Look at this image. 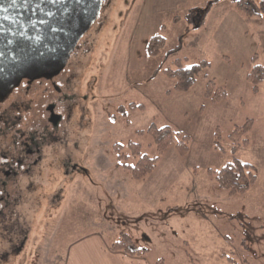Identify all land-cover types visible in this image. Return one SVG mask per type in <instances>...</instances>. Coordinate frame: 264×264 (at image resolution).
<instances>
[{
  "label": "rangeland",
  "instance_id": "obj_1",
  "mask_svg": "<svg viewBox=\"0 0 264 264\" xmlns=\"http://www.w3.org/2000/svg\"><path fill=\"white\" fill-rule=\"evenodd\" d=\"M103 16L79 61L93 83V103H84L92 121L73 133L82 135L76 162L86 173L52 177L55 185L36 193L42 200L29 208L36 222L27 248L8 262L0 248V264H65L70 248H109L121 233L162 264H264V81L252 93L246 80L255 63L264 68V16L249 17L230 0L174 10L156 9L150 0H103L98 22ZM182 34L180 49L167 56ZM153 36L164 40L156 55L148 49ZM176 59L184 67L208 63L186 92H176L165 73ZM208 80L214 92L225 90V99L204 96ZM130 103L144 110H126ZM248 119L250 130L231 136ZM152 123L175 133L161 153L146 132ZM182 136L183 156L176 150ZM128 141L158 157L142 180L131 179L113 152V144ZM233 158L254 167L256 182L243 195L228 196L209 173ZM42 218L44 237L37 235Z\"/></svg>",
  "mask_w": 264,
  "mask_h": 264
},
{
  "label": "flooded vegetation",
  "instance_id": "obj_2",
  "mask_svg": "<svg viewBox=\"0 0 264 264\" xmlns=\"http://www.w3.org/2000/svg\"><path fill=\"white\" fill-rule=\"evenodd\" d=\"M102 10L103 0L96 20L58 74L22 78L8 89L0 88V248H6V262L9 257L17 258L21 248H27L36 222L29 208L42 200L36 193L54 186L56 178L51 182L52 177L61 179L84 172L76 162L82 135L73 133L89 119L92 121L88 108L93 103V83L79 68V61L91 51L88 37L92 25L97 22L102 27L105 23L104 16L98 22ZM46 222V218L38 219L43 234L37 235H46Z\"/></svg>",
  "mask_w": 264,
  "mask_h": 264
},
{
  "label": "water",
  "instance_id": "obj_3",
  "mask_svg": "<svg viewBox=\"0 0 264 264\" xmlns=\"http://www.w3.org/2000/svg\"><path fill=\"white\" fill-rule=\"evenodd\" d=\"M102 0H0V88L58 74Z\"/></svg>",
  "mask_w": 264,
  "mask_h": 264
},
{
  "label": "trees",
  "instance_id": "obj_4",
  "mask_svg": "<svg viewBox=\"0 0 264 264\" xmlns=\"http://www.w3.org/2000/svg\"><path fill=\"white\" fill-rule=\"evenodd\" d=\"M235 3L236 6L249 17H262L264 16V0H230ZM202 23L198 24V27ZM184 35L179 36L177 46L167 52V56L178 51L182 45ZM164 46V40L160 36H153L148 42V49L151 55H156L159 50ZM254 62L257 60V56L252 59ZM174 70H165L166 75L175 80L173 88L176 92H186L195 83L197 75L208 65L207 62L201 61L198 64H194L190 67H184L179 59L174 60ZM246 80L250 84L251 92L258 93L259 85L264 81V68L259 64H254L252 69L246 76ZM214 82L208 80L206 82V88L204 96L210 98L212 102H219L226 97V92L223 89L214 92L212 90ZM144 110L142 104H128L126 110ZM126 110L122 106H119L117 112L123 116L126 114ZM252 125V120L248 119L241 127H237L231 136L246 134ZM140 133L142 131H139ZM152 138L159 153L163 152L173 141L175 133L168 126L157 127L152 123L147 131ZM188 137L182 136L176 144V150L179 155H185ZM247 142V140H243ZM218 144V142H216ZM124 147L127 153H124ZM222 150L219 146H217ZM113 152L116 154V160L120 163L121 167L128 172L131 179L142 180L148 174L152 173L156 167L158 161L157 156H148L141 150L140 144L128 141L124 144L117 142L113 144ZM133 159L134 162H128L129 159ZM209 173L213 176L216 183V187L227 193L228 196L243 195L248 189L256 182V175L254 173V167L249 163H244L236 158L224 165L217 171L209 170ZM109 250L113 252H122L126 255L133 257H145L148 253V249L137 244L128 234L121 233L118 238L109 246ZM162 264L161 261L157 262Z\"/></svg>",
  "mask_w": 264,
  "mask_h": 264
},
{
  "label": "crops",
  "instance_id": "obj_5",
  "mask_svg": "<svg viewBox=\"0 0 264 264\" xmlns=\"http://www.w3.org/2000/svg\"><path fill=\"white\" fill-rule=\"evenodd\" d=\"M150 3L161 10H174L181 5H191L197 9L200 0H150ZM146 256L133 257L110 251L109 248H70L65 264H158V261L147 260Z\"/></svg>",
  "mask_w": 264,
  "mask_h": 264
},
{
  "label": "snow or ice",
  "instance_id": "obj_6",
  "mask_svg": "<svg viewBox=\"0 0 264 264\" xmlns=\"http://www.w3.org/2000/svg\"><path fill=\"white\" fill-rule=\"evenodd\" d=\"M16 0H12V3L15 4ZM25 3H27V0H25Z\"/></svg>",
  "mask_w": 264,
  "mask_h": 264
}]
</instances>
